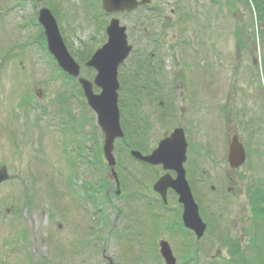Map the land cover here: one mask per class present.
Returning a JSON list of instances; mask_svg holds the SVG:
<instances>
[{
    "label": "rangeland",
    "instance_id": "1",
    "mask_svg": "<svg viewBox=\"0 0 264 264\" xmlns=\"http://www.w3.org/2000/svg\"><path fill=\"white\" fill-rule=\"evenodd\" d=\"M239 1L154 0L114 15L135 49L120 70L117 195L96 115L79 83L56 71L38 10L55 16L90 81L86 63L114 16L102 0H0V168L10 176L0 186V264H164L162 240L177 264H264V16L254 7V20ZM174 128L189 144L187 179L207 225L201 241L183 227L177 195L164 206L153 192L162 168L130 155L149 154ZM234 135L248 154L238 170L228 163Z\"/></svg>",
    "mask_w": 264,
    "mask_h": 264
},
{
    "label": "water",
    "instance_id": "2",
    "mask_svg": "<svg viewBox=\"0 0 264 264\" xmlns=\"http://www.w3.org/2000/svg\"><path fill=\"white\" fill-rule=\"evenodd\" d=\"M150 3L151 0H103V9L107 13H131ZM39 23L45 30L49 51L54 55L59 66L69 75L80 79L88 104L97 114L98 124L105 134L104 153L108 165L113 168L116 164L113 156L114 144L117 139L123 137L118 106V91L120 88L118 69L133 49L128 44L126 28L120 27L118 20H113L107 29L108 43L87 64L98 71L95 85L101 88L102 92L95 95L93 84L80 78V67L69 54L60 34L57 21L49 9L40 10ZM186 151L187 144L184 134L181 130H177L170 138L162 141L159 148L151 156L144 157L138 152H134L133 155L153 165L163 164L165 170H176L178 172L179 177L176 181H172L169 176H165L154 189L164 199L169 188H173L179 193L180 202L185 207L183 216L185 226L201 238L206 225L203 224L199 216L198 207L185 180L182 165L186 161ZM229 160L232 168H238L245 161V151L237 137H234L232 141ZM8 179L7 169L2 167L0 170V185ZM161 254L167 264H175V259L167 242L161 243Z\"/></svg>",
    "mask_w": 264,
    "mask_h": 264
},
{
    "label": "trees",
    "instance_id": "3",
    "mask_svg": "<svg viewBox=\"0 0 264 264\" xmlns=\"http://www.w3.org/2000/svg\"><path fill=\"white\" fill-rule=\"evenodd\" d=\"M254 2H255V5H256V7H257V10H262L263 9V6H262V4L260 3V1H257V0H254ZM135 86V85H134ZM140 90L138 89V88H136V87H134V88H131V89H129L128 90V92H129V94L132 96H134L135 97V94L137 93V92H139Z\"/></svg>",
    "mask_w": 264,
    "mask_h": 264
},
{
    "label": "flooded vegetation",
    "instance_id": "4",
    "mask_svg": "<svg viewBox=\"0 0 264 264\" xmlns=\"http://www.w3.org/2000/svg\"><path fill=\"white\" fill-rule=\"evenodd\" d=\"M185 82H182L181 83V85H183ZM159 168H162V170H163V167H160L159 166ZM165 174H169L172 178H176V176H177V172L175 171V172H173V171H171V172H165ZM170 192H172L171 190H168L167 191V195H169V193Z\"/></svg>",
    "mask_w": 264,
    "mask_h": 264
}]
</instances>
